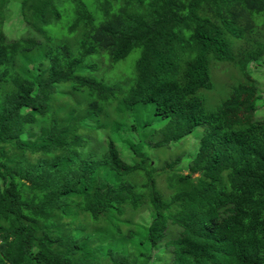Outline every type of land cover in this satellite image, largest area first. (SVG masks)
<instances>
[{"label":"trees","instance_id":"16d2710c","mask_svg":"<svg viewBox=\"0 0 264 264\" xmlns=\"http://www.w3.org/2000/svg\"><path fill=\"white\" fill-rule=\"evenodd\" d=\"M17 1L27 31L9 34L13 2L0 0V264H264V120L254 117L248 63L235 55L245 39L264 46V0H67L77 54L46 29L62 0ZM135 49L128 87L79 71L87 56L115 65ZM215 62L240 80L205 110L200 91L214 87ZM71 90L79 95L66 97ZM243 93L248 120L227 122L223 111L242 106ZM106 110L112 130L92 149ZM196 126L206 134L189 163L213 146L210 165L169 174L176 162L163 160L157 170L146 148ZM88 221L99 225L92 234Z\"/></svg>","mask_w":264,"mask_h":264},{"label":"rangeland","instance_id":"374dc122","mask_svg":"<svg viewBox=\"0 0 264 264\" xmlns=\"http://www.w3.org/2000/svg\"><path fill=\"white\" fill-rule=\"evenodd\" d=\"M62 1L63 2L61 3L57 2L56 5L58 10L60 11V15H61L60 18L55 20L53 23L49 24L46 27V29L48 33H50V35H52V37L55 39L53 41L57 42V44L59 45H65L68 47L70 46L72 48V51L75 54H77L79 50L77 44L78 39L76 37V33H74V31L71 32V27L69 28L73 16L72 8L67 0H62ZM12 2H13L12 3L13 14L11 18H9L8 23H4L3 30L9 34L10 33L14 34L15 32H17L16 29L20 27V29L24 28L22 33H25L27 29L25 28L26 24L23 22L19 13V7H18L19 1L12 0ZM87 6L88 9L91 10L99 19L100 13L97 11L96 6L95 8L93 6H90V4H88ZM95 23H97V21H95ZM260 40L261 38L259 39L258 42H256L253 39H247V40L245 39L242 40L241 42L236 43L237 46L235 53L236 57L239 59H243L244 61H247L253 58L254 55L256 56L259 54L261 56L262 55L261 53L264 51V46H261L260 50H258L257 43H259ZM138 52H139L138 49L132 50L125 59L121 60L120 62H117L115 65H112L110 63L109 58L106 54H93L87 56L82 61L79 71L88 76L96 77L99 79L102 78L108 83H119L123 87H128L130 84L131 77L135 74V60L137 59ZM248 53H250L252 57H250ZM251 61L252 59L247 64L246 73L247 75H250L254 79L255 86L258 89V92H260V96H261L256 102L257 108L254 112V117L258 119H264V63L263 60H260L259 62L256 61L254 63H250ZM215 63H218V65H213L212 67L211 64V70H210L214 81V87L211 90L200 91V95L202 96L203 99L202 104L205 110H212L217 105H220L224 101L223 100L224 98H222L226 95L224 83L230 86V83H232L233 81L236 82L240 78L238 69H236L232 64L225 62L223 63L215 62ZM241 79L243 80V78ZM230 87L228 88V90H230ZM77 94L78 93L71 90L69 94L65 96L68 98H74ZM248 97L249 95L244 94V97L242 99L243 102H245L248 99ZM223 114L225 116L226 121L229 123H233L235 121L246 122L249 116L248 108L244 106V109H241V105H238V107L236 108H232V110H228V111L225 110L223 111ZM106 115H109L110 117L108 110L103 111L102 114L98 116L99 123H97V125H99L100 128L98 130L90 131V135L93 136L88 137L89 140H87V144L92 149L99 144L100 140H102V145L106 146V143L108 141L107 134L110 133L112 130V128L110 126H107L106 124L108 123V119L106 118ZM113 117L115 118L114 113H113ZM158 118L159 120L157 121L156 126L161 127L165 120L162 119L161 117ZM128 122L126 124H129V126H131L132 122L130 121ZM201 133H202V127H195V129L192 131L191 134L184 137L179 142L171 144L168 147L146 148L145 152H147V154L151 157V159H153L152 164H154L157 167V170L159 167L161 168L163 166L162 164L163 160H169L174 158L176 164L173 167V169L169 171V174L170 173L184 174L190 170V172H192L194 175H197V171L210 165L212 160V155L215 150V147L213 146L212 147L206 146L199 151L198 157L194 158L193 162L189 163L193 155L194 154L196 155L197 152L196 139L200 137ZM147 141L154 143V140L151 137ZM121 155L122 158L125 157L124 153H121ZM134 162L135 161L133 155H132V159L129 158L127 159V163L132 164ZM33 167L34 164L27 167L26 171H31ZM156 177L160 178V180L157 181V188L160 187L159 189L162 191L163 195H169L170 193L167 187L165 186L166 181L163 175H156ZM135 180L138 182L142 181L140 176H136ZM143 215L144 213L143 214L137 213L133 218L137 222L144 218ZM146 217L150 219L149 216ZM87 224H88L87 226H90L91 229H87L86 232H90L91 234L94 233L96 228L99 227L98 224L93 225L92 222L89 223V221L87 222ZM82 225L85 224L82 223ZM135 225H137L139 228V223H136ZM102 226L108 227L107 224H103ZM122 227H127V226L122 225ZM163 231L150 235L151 238L150 243L154 244L155 242H157L160 239V237H162ZM134 233H135L134 238L136 239L137 238L136 234L139 233L136 231H134ZM121 237H123V234L120 235V238ZM78 246L79 247L83 246L85 248L87 247L83 242H80ZM167 257L171 258L170 255H168Z\"/></svg>","mask_w":264,"mask_h":264},{"label":"clouds","instance_id":"9594fccd","mask_svg":"<svg viewBox=\"0 0 264 264\" xmlns=\"http://www.w3.org/2000/svg\"><path fill=\"white\" fill-rule=\"evenodd\" d=\"M53 42H55V41H53ZM55 43H57V42H55ZM258 44V43H257ZM234 45H235V43H234ZM61 47H63V46H65V45H60ZM67 47V46H66ZM235 53V52H234ZM262 55L260 56L259 54L257 55V56H260V57H258L257 59H259L258 61H257V59L255 60L254 59V57L253 58H251L252 59V61L250 62V63H254V62H259L260 60H263V63H264V53L262 52L261 53ZM236 55V54H235ZM251 59H249V60H247V63L251 60ZM226 63V62H225ZM233 63H234V61H233ZM230 64V63H229ZM234 65H235V63H234ZM249 77L254 81V79L249 75ZM255 82V81H254ZM258 95H259V97H261L260 96V92H258ZM259 99V98H258ZM258 99H256L255 100V105H256V108H257V104H256V102H257V100ZM252 101V98L250 97V99H249V103ZM249 103H247V102H245L242 106H241V109H244V106H246V108H249L248 107V104ZM255 110V109H254ZM254 112V111H253ZM264 120V119H263ZM196 127H202V126H196ZM195 129V127L193 128V129H190V132L187 134V135H185L184 137H186V136H188L189 134H191L192 133V131ZM204 134H206V132L204 131V128L202 127V133H201V135H200V137L198 138V139H196L197 140V148H198V144H199V142H200V139H201V137H202V135H204ZM183 137V138H184ZM172 143H170L169 145H171ZM168 145V146H169ZM158 147H165V146H158ZM209 147H212V146H209ZM201 150V149H200ZM198 157V154H197V156H196V158ZM169 160H173V161H175V159L174 158H172V159H169ZM152 162H153V159H152ZM190 172V170L187 172V173H189ZM187 173H185V174H187ZM192 173V172H191ZM197 175H198V171H197Z\"/></svg>","mask_w":264,"mask_h":264}]
</instances>
